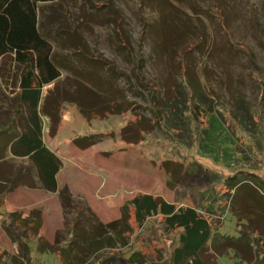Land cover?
<instances>
[{
    "label": "rangeland",
    "instance_id": "obj_1",
    "mask_svg": "<svg viewBox=\"0 0 264 264\" xmlns=\"http://www.w3.org/2000/svg\"><path fill=\"white\" fill-rule=\"evenodd\" d=\"M38 5L61 73L42 87V139L61 167L51 191L35 162L11 151L28 131L30 112L17 106V62L0 58V264H174L182 231L170 230L161 214L137 223L133 199L145 194L208 217L221 238L200 253L201 264H249L255 247L246 236L258 235L264 251V87L233 44L264 69V0ZM80 40L98 60L77 52ZM140 59L167 114L164 128L142 136L155 114L134 74ZM169 82L179 90L171 106L163 104ZM112 101L128 111L80 112ZM127 126L125 138L134 141L123 140ZM85 136L95 144L78 146ZM229 178L239 181L241 204L230 206Z\"/></svg>",
    "mask_w": 264,
    "mask_h": 264
},
{
    "label": "trees",
    "instance_id": "obj_2",
    "mask_svg": "<svg viewBox=\"0 0 264 264\" xmlns=\"http://www.w3.org/2000/svg\"><path fill=\"white\" fill-rule=\"evenodd\" d=\"M44 1L47 0H0V58L11 57L17 62L20 68V85L16 97L17 106L20 110L18 111L23 113L24 107L28 106L30 112L28 131L16 137V141L11 145V151L19 156H29L39 167L41 180L45 187L48 190L55 191L58 187L57 174L61 167V161L45 145L42 139L39 105L42 97V87L58 78L61 73L53 57L52 44L40 30L38 3ZM233 46L237 51L247 54L251 59V64L259 70L255 75V81L258 82L260 87H264V69L258 66L252 51L243 45L233 44ZM76 50L88 58L98 60L97 57H93L88 52L82 40L76 44ZM100 61L109 64V72L118 74L117 69L109 61L102 58H100ZM136 62L137 68L134 70V74L141 86L146 91H149V97L146 98L147 104L150 105L155 114L151 120L145 121L140 132H138L141 135L142 133L152 132L154 127L164 128L167 122V114L158 108L161 101L157 96V86L147 82L140 72L142 68L141 59L136 60ZM172 85L173 83L170 82L167 85V102L164 101L163 103L165 105L171 106L170 102L174 101L179 94V90ZM132 89H134L133 86ZM126 111L128 110H123L119 103L115 101L95 108L80 110L84 116L89 118L104 117L109 114H122ZM258 116L260 117V115ZM14 122H16L15 119L10 122V127L15 126ZM129 127L131 126H127L122 130L123 140L134 141L125 138L126 129ZM103 136V134L98 135V137ZM94 139L93 136H85L77 138L75 142L80 147H89L95 144ZM85 140H87L86 145H84ZM230 181L231 178L227 181L228 185L234 187L235 191L234 193L230 192L228 196L231 197L230 206H235L236 203H242L241 199H236L240 195L239 181L238 179L233 182ZM234 188H232V191ZM133 206L137 223H142L153 214H161L165 217L170 230L182 231L179 245L173 250L174 264H183L182 261L187 258L191 260L186 264H201L200 253L205 250L208 244L216 248L221 238L213 233L208 217L195 208L189 206L178 208L174 204L151 194L136 196L133 199ZM248 220L251 221L249 217ZM259 234H262V231ZM257 236L255 234V236L248 237V241L247 236L245 237L247 244L251 243L250 247H255V253L246 257L249 264H264V251L259 248L260 243Z\"/></svg>",
    "mask_w": 264,
    "mask_h": 264
}]
</instances>
